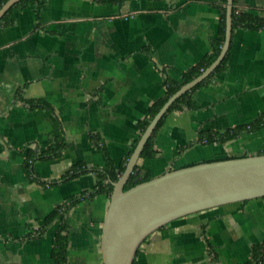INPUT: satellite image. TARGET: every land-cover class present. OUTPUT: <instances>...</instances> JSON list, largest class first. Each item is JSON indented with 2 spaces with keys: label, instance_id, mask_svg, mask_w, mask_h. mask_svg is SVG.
I'll return each instance as SVG.
<instances>
[{
  "label": "crops",
  "instance_id": "crops-1",
  "mask_svg": "<svg viewBox=\"0 0 264 264\" xmlns=\"http://www.w3.org/2000/svg\"><path fill=\"white\" fill-rule=\"evenodd\" d=\"M37 3L13 8L0 30V264H53L61 219L68 224L66 264H104L100 237L110 195L93 190L94 170L107 158L90 136L114 164L125 157L141 134L137 121L165 95V81H180L213 51L221 0H42L39 9ZM238 5L259 13L264 0ZM229 47L225 69L191 93L192 106L165 117L153 138L156 155L139 158L152 177L264 153V125L224 143L199 139L201 131L241 126L264 113V30L236 27ZM22 98L51 108H31ZM56 137L66 144L61 156L33 162L30 180L26 150L42 151ZM77 162L87 171L69 178ZM81 194L41 228L51 211ZM263 238L260 197L171 221L141 243L133 264H213L205 239L221 264H243Z\"/></svg>",
  "mask_w": 264,
  "mask_h": 264
},
{
  "label": "water",
  "instance_id": "water-1",
  "mask_svg": "<svg viewBox=\"0 0 264 264\" xmlns=\"http://www.w3.org/2000/svg\"><path fill=\"white\" fill-rule=\"evenodd\" d=\"M20 0H6L1 17ZM241 2V1H240ZM233 0H226L225 33L216 58L172 93L141 132L116 181L105 210L100 237L104 264H133L141 243L167 223L202 210L264 197V153L221 158L170 169L124 189L140 153L170 106L208 77L229 48Z\"/></svg>",
  "mask_w": 264,
  "mask_h": 264
},
{
  "label": "trees",
  "instance_id": "trees-1",
  "mask_svg": "<svg viewBox=\"0 0 264 264\" xmlns=\"http://www.w3.org/2000/svg\"><path fill=\"white\" fill-rule=\"evenodd\" d=\"M6 0H0V6L5 2ZM29 1L32 0H20L16 4H14L0 19V30L1 28L6 24V17L10 13V11L17 7V6H23L26 5ZM37 3V9L40 8L42 0H34ZM100 2H109V3H119L122 0H98ZM225 4L226 0H221V5H219L220 8V19H219V26H218V37L214 41V49L213 51L205 55L203 59L198 62L197 64L191 66L183 75L180 81H172V80H166L165 86H166V92L165 95L159 99H157L155 102H153L147 112V116L139 121H137V127L140 131V133L145 129L147 126L149 120L154 116V114L158 111V109L163 105V103L167 100V98L174 93L182 84L188 82L193 77L200 74V72L206 68L218 55L220 51V46L223 42L224 33H225ZM232 31L236 27H242L246 29H263L264 30V9L259 11V13H253V11L246 10L243 7L238 5V0H233L232 5ZM230 48V47H229ZM229 48L226 51L223 59L218 64V66L215 68V70L204 80H202L200 83H198L196 86H194L190 91L183 94L180 98H178L173 104L170 106L168 111L165 113V115L161 118V120L158 122L156 127L154 128L151 136L148 138L146 144L144 145L139 158H152L156 155V150L153 146V138L155 136V133L159 129V127L164 122L165 117L174 110L182 109L183 107H190L192 106V100H191V93L199 87L201 84L205 83L210 79V77L217 72L222 71L226 67V62L229 55ZM18 97L21 98L20 94H18ZM23 99V98H22ZM25 103L29 105L31 108L39 107V108H51L50 105H48L45 101L41 99H23ZM264 125V113L260 114L255 120H253L250 123L241 125V126H235L233 128L225 129L223 131H201L199 132V139L202 142L203 139H206V143H224L228 140H231L239 134V132L246 130V131H256L260 127ZM91 140L95 142V145L101 148L106 155L107 161L106 164L102 169L94 170L95 174V185L93 194L98 193H106L108 196L110 195L113 186L112 182L116 181L118 177L121 175L125 168V164L127 162V159L129 155L131 154L138 137L134 140V143L131 147V150L127 152L125 157L118 163L114 164L113 160L110 158L108 152L106 151L105 147L102 145V143L97 139L95 135H91ZM65 143L61 137H56L53 143H51L46 149L42 151H37L32 148H28L26 150L25 159L23 162L24 170L26 173V176L30 180H34V173H33V167L32 163L35 161H41V160H52L55 158H58L61 156V152L63 148L65 147ZM223 158H232V157H223ZM221 159V158H219ZM85 165L82 162H77L72 166L71 172L68 174L69 178H73L81 173L86 172ZM134 173H131L127 183L125 184L124 189H128L140 182L149 180L152 178L151 173L140 167L138 164L135 165ZM82 197V194L79 196H74L69 199V203H63L62 205L56 207L53 211H51L46 217L45 221L41 228H45L49 226L52 221L62 214V211L64 208H67L71 204L76 203L80 198ZM164 226L160 227L159 229L163 228ZM67 243H68V224L65 221V219H61V222L59 223L55 234L53 238V247L51 251V257L53 259V264H66L67 262ZM205 245L207 247L208 253L211 256V260L213 264H221L218 259V255L212 246V244L208 241V239H205ZM137 253V252H136ZM264 261V238L257 243L252 244L250 249V258L247 262L243 264H261Z\"/></svg>",
  "mask_w": 264,
  "mask_h": 264
},
{
  "label": "built area",
  "instance_id": "built-area-1",
  "mask_svg": "<svg viewBox=\"0 0 264 264\" xmlns=\"http://www.w3.org/2000/svg\"><path fill=\"white\" fill-rule=\"evenodd\" d=\"M202 142H203V143H206V139H203Z\"/></svg>",
  "mask_w": 264,
  "mask_h": 264
},
{
  "label": "rangeland",
  "instance_id": "rangeland-1",
  "mask_svg": "<svg viewBox=\"0 0 264 264\" xmlns=\"http://www.w3.org/2000/svg\"><path fill=\"white\" fill-rule=\"evenodd\" d=\"M169 223H170V222H169ZM167 224H168V223H167ZM167 224H166V225H167Z\"/></svg>",
  "mask_w": 264,
  "mask_h": 264
}]
</instances>
